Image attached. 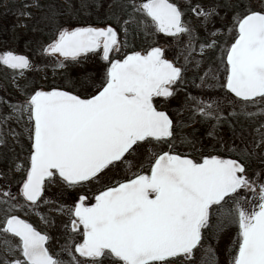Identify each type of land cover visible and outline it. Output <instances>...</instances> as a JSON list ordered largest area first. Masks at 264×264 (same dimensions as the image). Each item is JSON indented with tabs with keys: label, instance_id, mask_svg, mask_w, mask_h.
<instances>
[{
	"label": "snow or ice",
	"instance_id": "1",
	"mask_svg": "<svg viewBox=\"0 0 264 264\" xmlns=\"http://www.w3.org/2000/svg\"><path fill=\"white\" fill-rule=\"evenodd\" d=\"M115 4L116 27L108 22L61 27L44 48L63 58L60 68L66 61L98 56L97 75L85 73L71 87L37 85L23 100L0 97V144L24 134L30 141L27 165H17L16 192L8 173H0L6 180L0 185V264H219L210 240L231 226L237 235L229 264H264V169H250V161L256 157L264 163V155L236 145L228 158L180 152L177 128L184 121H175L170 107L157 103V98H175L189 79L201 81L197 88L213 87L207 83L215 75L211 66L202 75L187 73L195 55L199 72L204 56L215 50L225 72L220 88L230 94L234 109L229 115H238L239 103L241 114L255 117L250 106L264 105V6L250 7L243 0ZM220 9L227 23L217 29ZM189 13L200 18L199 27ZM158 34L187 41L170 59L158 41L147 43ZM180 55L184 64L177 62ZM0 64L21 76L32 67L28 56L13 51L0 54ZM186 100L192 122L197 115L202 122L224 119L218 99L189 93ZM56 183L62 193H74L70 206L46 197ZM53 204L68 213L67 260L50 250V235L30 221L31 214ZM51 211L40 213L45 223H54Z\"/></svg>",
	"mask_w": 264,
	"mask_h": 264
},
{
	"label": "rangeland",
	"instance_id": "2",
	"mask_svg": "<svg viewBox=\"0 0 264 264\" xmlns=\"http://www.w3.org/2000/svg\"><path fill=\"white\" fill-rule=\"evenodd\" d=\"M194 1L196 0H192V3ZM198 2L206 5L210 4L212 0H198ZM232 2L234 3L235 0H232ZM243 2L250 7L259 8L264 6V0H243ZM60 3L63 9L55 6L53 11L52 4L47 0H0V54L5 51H21L29 57L32 63V67L25 70L23 76L19 75L18 70L14 71L0 64V97L13 102L23 100L25 92L31 91L37 85L47 87L54 83L71 87L73 82L78 85L85 73L95 76L101 70L102 61L93 54H89L86 58H81L79 63L66 61L67 67H57L58 60L63 58L46 53L44 48L52 41V37L57 34V30L61 27L86 26L87 24L104 26V22L112 23L111 13L116 9L115 0H60ZM182 3H184V0ZM227 15L228 17L232 16V13L228 12ZM221 16L224 17L218 20ZM219 17L214 21L215 28H218L219 21H227L224 9H220ZM100 21L101 23H99ZM113 26L116 27V24L113 23ZM200 34L203 35V32L201 31ZM154 41H158L159 46L162 47H165V43L170 45V43L175 42L174 39L167 38L162 34L149 36L147 43H153ZM186 41L187 37H182L178 44L179 48L172 49L168 47L166 55L172 59ZM132 43L138 44L140 41L133 40ZM219 56V51H209L203 58V67L199 72H196L195 60H199L200 56L198 54L195 55L187 73L189 78L194 74L202 75L204 70L211 66L215 75L214 78H207V83L213 84V87L197 88L195 85L200 84L201 81L197 79L193 82L192 79H189L185 88L178 91L175 98L159 101L161 105L167 104L170 107V114L173 115L175 121H184L185 126L177 128L178 139L176 140V148L178 151L193 158L208 153L227 154L233 145L241 148L246 147L249 152L264 155V144H260L259 147L256 146L260 142V131L264 130L262 128L264 126V118L262 116L264 105L257 103V105L250 106L249 110L255 112L256 116L247 117L240 113V105L237 103L235 111L238 115L236 117L229 115L234 109L231 104L230 94L220 88V83L225 81V72L223 64L219 62ZM177 62L178 64H184L183 55L179 56ZM217 65L219 66L217 67ZM216 83L219 85H216ZM189 93L203 96L206 99L209 96L213 99H218L223 104L224 119L222 120L227 121V119L233 118V123L230 126L217 127L215 120L202 122V118L199 115L195 117V122L189 120L191 102L186 100ZM181 107H183L182 113L178 116L175 115ZM213 125L216 126L214 135H209ZM11 127L17 128L16 123L12 122ZM18 130L22 131V129ZM29 145L30 141L27 138V134H24L19 139L9 136L6 144H0V173H8V181L13 192H16L17 182L21 176L17 165H27ZM250 169L260 171L264 169V163L259 158L254 157L250 162ZM135 170L134 168L133 171ZM5 182V178L0 177V185L5 184ZM59 189H61V186L58 183L51 184L48 186L47 192ZM41 212L45 213V207L31 214L30 220L36 223L44 222L41 219ZM52 219L50 218L49 220L51 221ZM60 223L61 221H57L54 218V223L46 224L56 229L55 224ZM236 235V227L231 226L225 233L213 237L219 239V242L217 245L215 243L214 247L220 264H226V258L230 257L228 250L231 249Z\"/></svg>",
	"mask_w": 264,
	"mask_h": 264
},
{
	"label": "flooded vegetation",
	"instance_id": "3",
	"mask_svg": "<svg viewBox=\"0 0 264 264\" xmlns=\"http://www.w3.org/2000/svg\"><path fill=\"white\" fill-rule=\"evenodd\" d=\"M182 1L183 0H179V3H181V4H183L182 3ZM198 2V0H196V1H194L193 2V4H195V3H197ZM189 15V18L191 19V22H192V24L194 23V25L196 26V27H199V25H200V18L199 17H196V16H194L193 14H191V13H189L188 14ZM222 17H224V16H221V17H219L218 18V20H220ZM231 16H229V18H230ZM217 20V21H218ZM216 21V22H217ZM223 23H227V21H219V24H218V28L217 29H219L220 27H221V25L223 24ZM210 27V29H211V25L209 26ZM163 36H165L164 34H162ZM165 37H167V36H165ZM167 38H171V37H167ZM173 39V38H172ZM180 42H177L176 40H175V42L174 43H170V45L168 44V43H165V49H167L168 47L169 48H172V49H176V48H179L178 47V44H179ZM169 51V50H168ZM167 56V55H166ZM168 57V56H167ZM169 58V57H168ZM216 85H219V84H217L216 83ZM225 90V89H224ZM226 91V90H225ZM227 92V91H226ZM160 100H164V98H157V103L158 104H160L161 105V103H159V101ZM161 106H163V105H161ZM263 118H264V113H263ZM262 118V119H263ZM233 118H230V119H227V121H223V120H221L218 124H217V122L215 123V124H217V127H221V126H230L232 123H233ZM264 120V119H263ZM249 124V123H248ZM264 124V123H263ZM26 148H27V146H26ZM220 155H222V154H220ZM224 156H225V158H228V156H229V153H227V154H223ZM232 158H235V156H234V154H233V156H232ZM252 161V160H251ZM250 161V162H251ZM72 195H74V193L72 192V190H68V192H64V193H62V189H59V190H51V191H48V192H46V197L49 199V200H53V201H57L59 204H66V205H71V203H72V199H71V197H72ZM48 208H51L52 209V211H51V214L49 215V219L50 218H56V220L57 221H61V223L60 224H55L56 226V229H53L52 227H49V226H47L48 224H46V223H44V222H33V221H31L39 230H42V231H47V233L50 235V237H51V240L49 241V247H50V250L52 251V252H54V253H58V254H60V256H61V258L62 259H65V260H67L68 259V256H67V254H65L64 252H63V248H64V246H65V237L69 234V230L68 229H65L64 228V224H66V223H68V219H69V217H68V213L67 212H60V211H57L56 210V208H57V205H55V204H53V205H49V206H47V207H45V213L47 214V212H48ZM43 220V219H42ZM56 236V238H54L55 236ZM77 239H79V237L77 236L76 237ZM0 239H2V238H0ZM214 241H213V240ZM211 240H210V243L212 244V246L214 247L215 246V243H216V245H217V243L219 242V239H215V238H212ZM14 242V241H13ZM214 249H215V247H214ZM228 252H229V255H230V253H231V249H229L228 250ZM215 255L217 256V251L215 250ZM207 259L209 260V262H211V260H212V257L211 256H209V257H207ZM230 260H231V255H230V257L228 258H226V261H225V263L226 264H229V262H230ZM106 264H107V262H106ZM219 264H220V261H219Z\"/></svg>",
	"mask_w": 264,
	"mask_h": 264
},
{
	"label": "trees",
	"instance_id": "4",
	"mask_svg": "<svg viewBox=\"0 0 264 264\" xmlns=\"http://www.w3.org/2000/svg\"><path fill=\"white\" fill-rule=\"evenodd\" d=\"M47 1H50V3L52 4V6H53V11H54V7H55V6H56L57 8H58V6H59V7H61V8L63 9V6H62V4L60 3V0H47ZM99 23H101V21H100ZM112 23H114V22L112 21Z\"/></svg>",
	"mask_w": 264,
	"mask_h": 264
},
{
	"label": "water",
	"instance_id": "5",
	"mask_svg": "<svg viewBox=\"0 0 264 264\" xmlns=\"http://www.w3.org/2000/svg\"><path fill=\"white\" fill-rule=\"evenodd\" d=\"M16 54H18V55H25V56H27L26 54H22V53H16Z\"/></svg>",
	"mask_w": 264,
	"mask_h": 264
}]
</instances>
